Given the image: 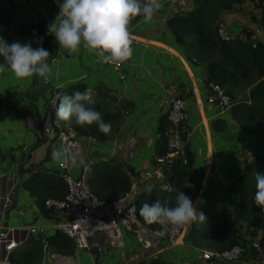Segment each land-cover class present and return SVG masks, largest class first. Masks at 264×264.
I'll use <instances>...</instances> for the list:
<instances>
[{
  "label": "crops",
  "instance_id": "0c3cea01",
  "mask_svg": "<svg viewBox=\"0 0 264 264\" xmlns=\"http://www.w3.org/2000/svg\"><path fill=\"white\" fill-rule=\"evenodd\" d=\"M162 4L151 22H142L141 16L131 21L133 54L115 70L99 62L96 55L83 46L77 53L69 54L47 33V25L59 15L57 0H0V9L7 12L8 18L5 24L0 20V36L7 41L5 36L8 35L10 43H30L33 49L40 47L39 34L22 31L24 25L34 22L50 38L49 49L41 46L48 50L50 57L56 50L62 52L54 61L48 58L51 73L47 79L36 76L21 79L10 71L0 74V100L7 97L15 100V105L0 118V205L10 187L15 186L18 172L21 173L18 189L13 194L15 207L7 218V226L14 228L19 241L12 251L14 255L40 251L42 245L38 264L45 260L47 252H76L78 264H147L152 259L166 264H254L244 259L239 262L202 260L200 251L207 247L190 242L186 235L188 225L174 241L160 239L157 246L149 250L142 249L129 234L124 235L122 248H107L105 236L97 232L91 241L103 247L104 256L99 260L92 250L74 249L70 239L54 232L50 224L57 216L60 218L58 212L56 217H45L36 206L38 197L35 195L45 192L47 197H55L58 182V160L53 159L52 152L60 147L52 137L42 138V129L52 117H57L53 113H56L60 95L83 92L87 88L95 93V104L89 106L102 113L111 131L96 137L88 132L85 124L76 123L75 116L59 121L63 128L71 126L76 131L82 146L81 156H75V161L69 159L71 176L77 177L82 162L89 159L92 164L87 177L100 199L112 200L130 192L137 204L158 199L156 194L173 202V192L179 190L194 195L193 206L199 211L231 216L240 194L254 187V184H245L242 177L246 175V167L250 168L251 162L264 154V139L243 131L235 123L229 109L231 105L220 109L205 101L208 64L218 58L216 51L210 49L207 56L200 52L192 34H186L185 41L175 34V28L184 32L185 27H189L184 16L194 8L192 0H179L174 5L162 0ZM260 15V3L254 0L234 5L220 14L217 24L228 33L229 53L238 52V43L249 47L252 42L255 47L257 43L264 44ZM193 26L195 30L200 27ZM185 43L191 48H186ZM229 58L232 57L228 55ZM3 63L0 57V64ZM260 65L259 76L250 75L255 83L264 81V61ZM239 81L234 74L229 87L240 101L242 91L245 93L247 89H240ZM170 94L185 101L184 143L190 165L185 169L187 164L176 159L181 165L161 166L157 175L153 171L158 167L155 156L160 148V119L166 117ZM49 141L54 142V146L50 147ZM183 169L187 174L174 183L173 177L184 173ZM147 173L151 175L146 177ZM253 174L259 172L256 170ZM123 176L128 179L129 190L121 194L120 181L116 179ZM162 183L168 184L171 190L161 191ZM28 184H32L34 196L29 194ZM25 226L41 227V231L23 238ZM54 233H57L56 238L51 239ZM260 233L244 227L241 238L249 244L259 238Z\"/></svg>",
  "mask_w": 264,
  "mask_h": 264
},
{
  "label": "built area",
  "instance_id": "2783aa9c",
  "mask_svg": "<svg viewBox=\"0 0 264 264\" xmlns=\"http://www.w3.org/2000/svg\"><path fill=\"white\" fill-rule=\"evenodd\" d=\"M174 5L179 0H166ZM217 35L226 40L227 31L224 27H217ZM255 48V43L250 44ZM62 55L61 51H55V54L49 58L54 61ZM125 63V62H124ZM109 64L113 69L118 70L120 66ZM206 99L209 104H215L220 109L230 106V98L224 89L213 82L206 83ZM56 116V113H53ZM187 118L185 111V101L183 98L170 94L168 97V107L166 110V125L163 129L164 150L160 155L155 156V163L158 165L153 173L159 174V168L165 165H172L176 159L185 164L184 139L182 137L185 129L183 122ZM43 136L52 137L60 148L68 150L72 156H81L82 146L76 131L71 127H62L58 117H52L49 124L42 129ZM40 140V139H39ZM54 142L49 141V145L54 146ZM69 159L59 160L57 163L58 177L66 185V192L61 199H46L43 202L45 208L52 209L60 214V218L51 222L50 226L54 231L62 233L73 243L74 249L87 250L94 253L97 259L104 256L103 247L91 239L95 233H101L105 236L107 248H122L124 235H131L142 249H152L157 246L160 239L174 241L185 229L186 225H169L168 230L161 235V231L149 229L142 225L136 214L135 200L130 192L123 193L120 197L113 200H103L96 197L90 189L87 182V175L91 169L92 162L85 159L79 169L77 177H72L69 171ZM151 173H147L148 177ZM4 195L0 205V229H2L1 218L3 211L10 204V192ZM161 191L169 192L170 186L162 183L159 185ZM23 229V238H26L41 231V227L25 226ZM19 241L14 234V228L6 227L4 234L0 236V264H10L9 257L12 251L17 247ZM249 246L255 251L258 262L264 264V238H257L250 242ZM244 248L241 244H233L221 252L202 249L200 257L202 260L220 259L222 261L239 262ZM44 261L40 264H78L76 252L71 254H60L55 252L44 253ZM242 261V260H241ZM137 264V263H128ZM249 264V262H248Z\"/></svg>",
  "mask_w": 264,
  "mask_h": 264
},
{
  "label": "trees",
  "instance_id": "16d2710c",
  "mask_svg": "<svg viewBox=\"0 0 264 264\" xmlns=\"http://www.w3.org/2000/svg\"><path fill=\"white\" fill-rule=\"evenodd\" d=\"M246 0H192L194 4V8L192 11L184 16L186 22H189L188 28L185 27V31L181 32L175 28V34L177 37L184 39L186 34H192L193 39L196 37L195 44L200 48V52L203 54L210 56V49L214 48L217 54V59L212 60L208 64V79L207 82H213L220 85L226 94L230 98V105L231 107L230 112L233 120L237 125L245 132L250 134H258V136L264 139V81L254 82L251 76H259L257 73L261 68L260 63L264 61V44L257 43L255 48H250L249 46L241 45L238 43L237 49L238 52L229 53L227 50L230 46H227V41L229 39L224 40L221 39L217 35V19L221 13L226 10H229L234 5H239ZM260 3L261 6V15L259 17V23L264 26V0H254ZM0 20L5 24L7 22V12L4 9H0ZM193 24L200 25V27L195 30ZM24 33L29 34H39L40 36V47L43 46L46 49L50 48V39L47 35L41 32L40 26L35 24L34 22L24 25V29L22 30ZM5 36V35H4ZM8 41V35L5 36ZM42 38V39H41ZM179 38V39H180ZM186 48L190 49L191 45L185 43ZM55 50V48H54ZM54 52V51H53ZM53 55V53L51 54ZM228 55L232 58L228 59ZM261 59V61H260ZM236 74L237 77L241 80L239 81L238 87L242 90H245V93L241 94L240 101L236 99L235 95H232V91L230 86V80L232 76ZM251 75V76H250ZM237 81V79L235 80ZM59 100V99H58ZM15 105V100L12 98H5L0 100V118L7 112L9 108ZM76 119V118H75ZM104 120V119H103ZM63 122V120H62ZM161 126L159 131V138H160V148L158 149V155L163 152L164 149V141L165 138L163 137V129L166 125L165 115L162 116L160 119ZM77 123V121H76ZM75 123V125H76ZM108 123V122H106ZM259 125H263V128L259 132ZM73 126V125H72ZM74 127V126H73ZM88 132L96 137L99 134H102L98 130V126L96 123L91 125L85 124ZM184 141L186 138V134L183 133L182 135ZM185 147V158H186V168H189L190 160L188 153ZM157 156V155H156ZM188 158V159H187ZM188 160V162H187ZM253 162L257 167V171L259 174H264V154L258 156ZM177 161L173 163L171 166H175ZM175 164V165H174ZM180 164V163H179ZM252 164V162H251ZM181 165V164H180ZM251 167V166H250ZM255 170V171H256ZM189 171V170H188ZM181 175H178L174 178V183L177 180H181L184 177L185 170L183 169ZM89 174V173H88ZM58 176V171H57ZM88 176V175H87ZM256 176V175H255ZM172 178V179H173ZM117 182L120 181V192L121 194L126 190H129V182L126 177H121L116 179ZM57 185L55 187V192L57 193L55 197H47L48 194L45 192L42 195H35L36 198V206L38 210L44 214L45 217H50L55 215L57 216V212L53 211L52 209L45 208L43 205L44 200L46 199H61L65 192H66V185L61 181V179L57 178ZM87 182L92 191V183L89 181V177H87ZM255 179L250 181L249 184H253ZM256 183V182H255ZM34 185V184H33ZM174 188V185H172ZM29 194L34 196L32 192V184H28L27 187ZM35 188V187H34ZM45 188V187H44ZM41 189V188H40ZM45 191V190H43ZM179 190L173 192V202L166 199L163 195H157L158 199L161 202H167L169 207H174L176 202V195ZM256 187L250 192H245L240 194V201L237 202L232 207L231 216L226 214H207L204 213L206 216L205 222H192L191 224H187V232L186 235L189 238L190 242L195 246L201 247L205 246L208 250L221 252L223 250L228 249L233 244H241L244 248L242 255L239 257L240 260H247L252 263L258 262V257L255 251L249 246L246 242V239L241 238L242 229L244 227L253 228L254 230L260 231L259 238H264V210H262L259 206H257L254 202V195H255ZM61 192V193H60ZM183 192L185 195L191 197L193 200L194 195L188 194L186 191H179ZM94 193V192H93ZM97 197V196H96ZM100 199V197H97ZM106 200V199H104ZM110 200V199H107ZM113 200V199H112ZM157 199L152 198L148 203L151 204L155 202ZM135 202V201H134ZM143 204H137L135 202L136 214L139 217L143 226L149 229H156L161 231V225L158 223L148 224L145 222L144 218L140 216V208ZM59 218V216H57ZM55 232V231H54ZM54 233L51 235V239L56 238ZM40 251L35 249L31 253H25L20 255H14L13 253L9 257L10 264H38V255L39 252L42 251V245L39 246ZM45 252V251H44ZM43 252V253H44ZM212 260V259H211ZM209 261V260H208ZM147 264H166L160 260L152 259Z\"/></svg>",
  "mask_w": 264,
  "mask_h": 264
},
{
  "label": "clouds",
  "instance_id": "9594fccd",
  "mask_svg": "<svg viewBox=\"0 0 264 264\" xmlns=\"http://www.w3.org/2000/svg\"><path fill=\"white\" fill-rule=\"evenodd\" d=\"M58 2L59 18L47 25V33L55 37L58 45L69 54L77 53L81 46L93 52L99 62L120 64L132 57V39L129 31L131 21L142 17V22L152 21L154 14L163 7L162 0H63ZM42 39V38H41ZM0 57L5 63L0 64V74L10 71L17 78L33 76L47 79L51 73L48 63L50 54L43 47L33 49L30 43H8L0 36ZM92 88L76 91L71 95L59 96L56 115L61 120H70L75 116L78 124L96 123L98 130L107 135L111 131L110 123L103 120L102 113L90 107L95 104ZM68 158L75 161V156L65 148L54 149V160ZM254 202L264 210V174L255 176ZM191 187V185H187ZM148 224L161 225V235L169 225L183 226L192 222H205L206 216L193 206L191 197L179 192L174 207L157 199L140 208Z\"/></svg>",
  "mask_w": 264,
  "mask_h": 264
},
{
  "label": "water",
  "instance_id": "95a60500",
  "mask_svg": "<svg viewBox=\"0 0 264 264\" xmlns=\"http://www.w3.org/2000/svg\"><path fill=\"white\" fill-rule=\"evenodd\" d=\"M10 26V25H9ZM33 79H34V76H33ZM34 81V80H33ZM35 83V82H34ZM34 83L32 84V88L34 87ZM32 89L29 88L28 89V92H31ZM26 95V93H25ZM57 95V94H56ZM20 179H21V173L18 172V175H17V182L15 184V186L11 189V195H10V204L9 206L3 211V214H2V221H1V224H2V229H0V236H2L4 234V231H5V228L7 227V218H8V213L14 209L15 207V200L13 198V194L17 191L18 189V186H19V183H20Z\"/></svg>",
  "mask_w": 264,
  "mask_h": 264
},
{
  "label": "rangeland",
  "instance_id": "374dc122",
  "mask_svg": "<svg viewBox=\"0 0 264 264\" xmlns=\"http://www.w3.org/2000/svg\"><path fill=\"white\" fill-rule=\"evenodd\" d=\"M246 1H247V0H246ZM246 1H245V2H246ZM245 2H243V3H245ZM239 5H242V3L239 4ZM258 128H259V132H260L261 129L263 128V125H262V126L259 125ZM256 169H257V167H256V165H255V162H252L250 168L246 167V171L244 170L245 173H246V175H244V176L242 177V181H244L245 184H248L249 186L251 185V184H249V183H250V181H252V180L255 179V175H254L253 173L255 172ZM243 178H244V179H243ZM253 184H254V187L251 188V190H253V189L255 188V182H253ZM44 259H45V258H44Z\"/></svg>",
  "mask_w": 264,
  "mask_h": 264
}]
</instances>
